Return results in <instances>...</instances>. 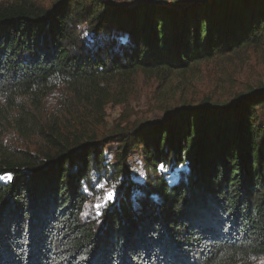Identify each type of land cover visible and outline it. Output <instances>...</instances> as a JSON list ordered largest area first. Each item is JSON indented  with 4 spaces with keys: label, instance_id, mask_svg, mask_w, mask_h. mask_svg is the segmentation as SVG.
I'll return each mask as SVG.
<instances>
[{
    "label": "trees",
    "instance_id": "obj_1",
    "mask_svg": "<svg viewBox=\"0 0 264 264\" xmlns=\"http://www.w3.org/2000/svg\"><path fill=\"white\" fill-rule=\"evenodd\" d=\"M244 52L264 62V0H0V114L17 101L40 114L57 86L103 114L120 98L111 88L127 92L139 76L165 84ZM20 111L19 130L39 129ZM262 114L264 85L184 104L125 137L115 164L102 147L112 137L83 133L80 123L71 133L39 130L53 151L0 156V264L264 259ZM136 150L145 174L135 178L127 162ZM110 181L116 200L84 217L97 184Z\"/></svg>",
    "mask_w": 264,
    "mask_h": 264
},
{
    "label": "rangeland",
    "instance_id": "obj_2",
    "mask_svg": "<svg viewBox=\"0 0 264 264\" xmlns=\"http://www.w3.org/2000/svg\"><path fill=\"white\" fill-rule=\"evenodd\" d=\"M107 1L126 6L141 0ZM157 1L175 4L188 0ZM38 2L44 7H51L55 0H38ZM262 85H264V62L259 54L244 52L203 63L188 74L175 75L165 84L155 80H145L139 76L127 92L111 88L110 90L119 94L120 98L115 100L113 97V100L105 106L103 114L95 113L87 104L76 103L71 99V94L64 91V87L57 86L43 100L40 114H38L40 106L35 107L29 101H17L13 108L1 106L0 156L8 152L13 155L20 152L42 155L41 153H46L48 149L53 151V147L48 146L50 143H46L42 135H38L39 130L47 131L56 124L60 129L69 127L63 131L71 133L76 131V126L80 123L83 125V133L97 136L99 140L112 137L111 142L102 147L107 154L108 162L115 164L123 140L132 136L138 127L159 121L167 113H172L184 104H196L207 99L229 101L238 93ZM20 110L28 112V115L36 120L33 124L39 129L26 128L24 132L19 130L16 125L17 120L21 121V115L24 113ZM29 119L24 120L23 126L31 123ZM133 155L134 159H138L135 163L138 166L140 150H136ZM136 174L144 175V169L138 168ZM97 187V191L95 190L94 195L88 199L84 217L89 216L93 219L100 217L108 204L116 200L120 190L116 181L97 184ZM255 264H264V259L255 261Z\"/></svg>",
    "mask_w": 264,
    "mask_h": 264
},
{
    "label": "built area",
    "instance_id": "obj_3",
    "mask_svg": "<svg viewBox=\"0 0 264 264\" xmlns=\"http://www.w3.org/2000/svg\"><path fill=\"white\" fill-rule=\"evenodd\" d=\"M129 160H130V163H128L129 173H130V175H132L133 177L136 178L137 176H139L138 174H136L137 173V169L138 168H143L144 169L142 157L140 156V164L138 166L135 165V163L137 162L138 159H134V155H131V157L128 159V162H129Z\"/></svg>",
    "mask_w": 264,
    "mask_h": 264
},
{
    "label": "water",
    "instance_id": "obj_4",
    "mask_svg": "<svg viewBox=\"0 0 264 264\" xmlns=\"http://www.w3.org/2000/svg\"><path fill=\"white\" fill-rule=\"evenodd\" d=\"M164 3H161V5H163Z\"/></svg>",
    "mask_w": 264,
    "mask_h": 264
}]
</instances>
